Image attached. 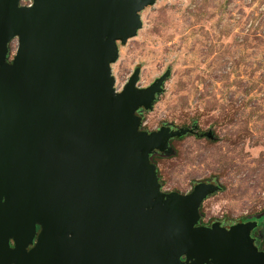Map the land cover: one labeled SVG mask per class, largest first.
I'll use <instances>...</instances> for the list:
<instances>
[{"label":"water","instance_id":"water-1","mask_svg":"<svg viewBox=\"0 0 264 264\" xmlns=\"http://www.w3.org/2000/svg\"><path fill=\"white\" fill-rule=\"evenodd\" d=\"M20 1L0 0V264H264L255 220L197 224L215 181L160 190L149 155L194 128H140L167 72L113 87L155 0Z\"/></svg>","mask_w":264,"mask_h":264},{"label":"rangeland","instance_id":"rangeland-1","mask_svg":"<svg viewBox=\"0 0 264 264\" xmlns=\"http://www.w3.org/2000/svg\"><path fill=\"white\" fill-rule=\"evenodd\" d=\"M138 15L140 28L116 41L109 62L114 89L134 67L140 88L167 72L151 109L139 110L140 127L166 122L199 132L153 155L160 190L187 193L194 182L215 181L199 224L264 216V0H155ZM254 233L264 244L262 224Z\"/></svg>","mask_w":264,"mask_h":264},{"label":"flooded vegetation","instance_id":"flooded-vegetation-1","mask_svg":"<svg viewBox=\"0 0 264 264\" xmlns=\"http://www.w3.org/2000/svg\"><path fill=\"white\" fill-rule=\"evenodd\" d=\"M9 44V43H8ZM12 56V55H11ZM11 58V57H10ZM138 113H139V111H138ZM163 123H165V124H169V123H166V122H163ZM162 124V123H161ZM170 125V124H169ZM170 127H172L171 125H170ZM177 127H180V126H177ZM185 127H191V126H185ZM141 128V127H140ZM172 128H176V127H172ZM141 129H143V128H141ZM145 130V129H144ZM155 130V129H154ZM147 131V130H146ZM151 131V130H150ZM186 134H188V133H186ZM189 134H194V135H198L199 134V132H197L195 129L191 132V133H189ZM170 139H172V138H170ZM170 139L168 140V145H169V142H170ZM170 146V145H169ZM153 153H158V152H153ZM158 154H160V153H158ZM155 165V164H154ZM175 191V190H174ZM178 192V191H177ZM180 193V192H179ZM248 220H255L256 221V225L250 230V236L253 238V242H254V245L257 247V249H259V250H264V244H262V243H259V240H258V238L259 237H256L255 236V233H254V231L257 229V227L260 225V224H262V226H263V228H264V216H261V217H259V218H254V217H247V218H244V219H239L238 221H228V222H225V221H222V220H220V219H213V220H211L207 225H204V224H199V222L197 223L198 225H202V226H208L212 221H217V222H219V225L220 226H223V227H227L229 224H231V223H235V222H244V221H248Z\"/></svg>","mask_w":264,"mask_h":264},{"label":"trees","instance_id":"trees-1","mask_svg":"<svg viewBox=\"0 0 264 264\" xmlns=\"http://www.w3.org/2000/svg\"><path fill=\"white\" fill-rule=\"evenodd\" d=\"M155 153H151L150 155H149V160H150V162H152L153 164H155L154 163V160H153V155H154ZM156 175H157V170H156Z\"/></svg>","mask_w":264,"mask_h":264},{"label":"built area","instance_id":"built-area-1","mask_svg":"<svg viewBox=\"0 0 264 264\" xmlns=\"http://www.w3.org/2000/svg\"><path fill=\"white\" fill-rule=\"evenodd\" d=\"M28 3H29V1L27 3H25V4H28Z\"/></svg>","mask_w":264,"mask_h":264}]
</instances>
